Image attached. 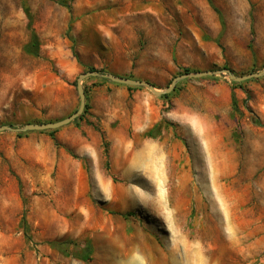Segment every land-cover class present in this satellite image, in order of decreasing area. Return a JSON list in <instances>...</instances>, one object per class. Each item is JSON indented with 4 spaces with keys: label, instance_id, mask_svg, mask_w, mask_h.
Listing matches in <instances>:
<instances>
[{
    "label": "rangeland",
    "instance_id": "1",
    "mask_svg": "<svg viewBox=\"0 0 264 264\" xmlns=\"http://www.w3.org/2000/svg\"><path fill=\"white\" fill-rule=\"evenodd\" d=\"M59 1L0 0V126L73 114L78 77L89 71L165 90L186 70H264V0H211L224 25L208 0ZM33 35L38 56L25 51ZM83 86L88 112L69 126L102 129L94 111L105 100L125 121L94 159L70 151L45 167L20 152L32 147L26 138L49 133H0V264H117L121 251L164 264L186 243L210 264H264V76L239 85L223 75L189 78L169 98L101 77ZM137 93L159 107V137L131 121ZM176 100L182 116L199 115V137L170 117ZM65 240L90 241L91 261L50 246Z\"/></svg>",
    "mask_w": 264,
    "mask_h": 264
},
{
    "label": "crops",
    "instance_id": "2",
    "mask_svg": "<svg viewBox=\"0 0 264 264\" xmlns=\"http://www.w3.org/2000/svg\"><path fill=\"white\" fill-rule=\"evenodd\" d=\"M109 86L103 88V93L108 94ZM120 92V91H119ZM122 93V91H121ZM139 103L137 104L131 121L140 125L141 131H149V128L154 127L162 118L159 114V107L155 105V101L144 93H137ZM180 102H173V112L170 117L183 122L185 119L189 121L190 127L193 129L194 136L201 135L200 117L195 110L189 109L186 117L181 115ZM100 117L102 123V131L104 136H107L109 142H117V134L122 130L125 121L121 116V108L109 104L105 100L103 110L94 111ZM181 118V119H180ZM118 122L116 128H112V124ZM58 143V146L55 145ZM25 145H31L29 149L21 150V155L26 159H31L43 166L48 164L55 165L58 156L66 157L70 152L78 153L83 156L94 159L103 151V137L100 132L93 127L81 125L80 127L65 126L55 134V140L46 134L33 135L24 140Z\"/></svg>",
    "mask_w": 264,
    "mask_h": 264
},
{
    "label": "water",
    "instance_id": "3",
    "mask_svg": "<svg viewBox=\"0 0 264 264\" xmlns=\"http://www.w3.org/2000/svg\"><path fill=\"white\" fill-rule=\"evenodd\" d=\"M214 75L227 76L234 83H242V82H245L251 79H257V78L263 77L264 70L260 72L250 73L244 76H238L237 74H235L232 70L228 68H224L222 70H217V71L198 72L195 74L186 73V74H183L173 79L170 86L166 88L165 90H158L157 88H155L153 84L147 81L132 79L128 77H122V76H118V75L104 72V71H89V72L81 74L78 77L77 90H78V95L80 98V105H79V108L73 114L57 122L42 123V124L30 123V124H26L23 128H14L13 126L2 125L0 126V133L6 132V131L16 132V133L42 132V131H48V130H58L60 128L70 125L75 120L80 118L85 112L87 100H86V94H85L83 82L84 80L90 77H101L111 82L126 85V86L146 88L150 92H152V94H154L156 97H162L164 95L171 94L176 89L178 83L185 79L202 78V77H208V76H214Z\"/></svg>",
    "mask_w": 264,
    "mask_h": 264
},
{
    "label": "trees",
    "instance_id": "4",
    "mask_svg": "<svg viewBox=\"0 0 264 264\" xmlns=\"http://www.w3.org/2000/svg\"><path fill=\"white\" fill-rule=\"evenodd\" d=\"M211 7L214 9L215 12H217V14L219 15V19L221 21V23L224 25V20H223V15L221 14L220 10H218L213 4L211 0H208ZM59 4L62 6H67L68 2L66 0H60ZM25 51L28 54H31L33 56H38L39 55V42H38V38L36 35H33L32 40L29 44H27L25 46ZM75 57L78 58V54L74 52ZM224 68H228V67H224ZM104 71V70H102ZM105 72V71H104ZM189 72V70H186V73ZM128 78H133L131 76H126ZM235 85H239V83H234ZM75 85V83H74ZM130 88V87H129ZM177 90V88H176ZM175 90V91H176ZM85 94L87 95L86 92V88H85ZM170 95H164L162 96V98H169ZM88 104H86V109L84 114L78 118L77 120H75L73 123H77L79 121H82L85 117V115L88 112ZM232 110L235 113L240 112L239 106H238V101L236 98L235 93H232ZM33 123L36 124H42V123H48V122H42V121H35ZM164 120L160 121L159 123H157L150 131H148L145 135L148 138H156L159 137L162 133V130L164 128ZM97 130L101 133L102 137H103V144L107 145V142L104 141V132L100 129L97 128ZM58 130H48L46 131L47 133L50 134L51 137L54 138V133L57 132ZM27 133H19L18 137H22L25 136ZM107 153V151H106ZM23 223H25L26 219L25 216H23L22 219ZM50 246L51 248L58 250L59 252H61L63 255L65 256H72L74 255L75 258H77L78 260H81L83 262H89L92 259V255L94 253V247L93 244L90 241H87L84 244H81L79 242H75L72 240H65V241H52L50 242ZM74 246L75 248V253L72 254V252H70V247Z\"/></svg>",
    "mask_w": 264,
    "mask_h": 264
},
{
    "label": "bare ground",
    "instance_id": "5",
    "mask_svg": "<svg viewBox=\"0 0 264 264\" xmlns=\"http://www.w3.org/2000/svg\"><path fill=\"white\" fill-rule=\"evenodd\" d=\"M228 237H230L229 234ZM184 246L185 248L182 255H177V253L173 251L171 253L169 252L164 254V264H210L208 259L197 256L196 243H186V245ZM118 255L119 256L117 257L119 258V261L117 262V264H144V261H142V259L134 253H130L128 251H121L120 254L118 253ZM177 256L180 257L177 258Z\"/></svg>",
    "mask_w": 264,
    "mask_h": 264
}]
</instances>
